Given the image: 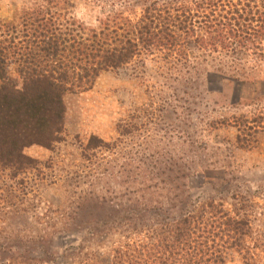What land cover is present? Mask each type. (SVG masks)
Listing matches in <instances>:
<instances>
[{"label": "rangeland", "instance_id": "374dc122", "mask_svg": "<svg viewBox=\"0 0 264 264\" xmlns=\"http://www.w3.org/2000/svg\"><path fill=\"white\" fill-rule=\"evenodd\" d=\"M64 2L130 19L141 12L136 0ZM40 6L44 0H0V30ZM189 47L179 63L161 53L142 55L101 73L90 90L63 96V141L24 149L32 168L0 171V264L106 257L120 236L91 239L88 211L77 210L80 200L123 204L152 182L168 198L162 217L183 210L170 209L173 197L186 211L207 201L220 204L246 223L240 247L226 251L224 264H264V58L239 62ZM91 136L106 145L86 150ZM48 234L51 242L36 241Z\"/></svg>", "mask_w": 264, "mask_h": 264}, {"label": "trees", "instance_id": "16d2710c", "mask_svg": "<svg viewBox=\"0 0 264 264\" xmlns=\"http://www.w3.org/2000/svg\"><path fill=\"white\" fill-rule=\"evenodd\" d=\"M136 1L138 18L108 12L95 29L76 22L72 4L64 0H44L46 6L1 27L0 171L32 168L34 161L24 149H51L63 141L65 94L90 90L101 73L142 55L161 53L179 63L192 51L189 45L196 44L239 62L250 55L264 58V0ZM105 145L91 136L85 149ZM162 192L152 182L136 192L141 197L134 193L138 199L123 204L86 196L80 200L77 210L88 211L91 239L116 235L121 240L106 257L84 254L79 264H224L226 251L240 247L246 223L222 205L207 201L186 211L171 197L170 209L183 210L166 218L161 215L168 198ZM135 235L137 241L130 237ZM52 236L36 241L47 239L46 244ZM48 249L43 253L51 258Z\"/></svg>", "mask_w": 264, "mask_h": 264}, {"label": "clouds", "instance_id": "9594fccd", "mask_svg": "<svg viewBox=\"0 0 264 264\" xmlns=\"http://www.w3.org/2000/svg\"><path fill=\"white\" fill-rule=\"evenodd\" d=\"M106 12L101 7H93L85 2L77 3L71 11V17L86 28L95 29Z\"/></svg>", "mask_w": 264, "mask_h": 264}]
</instances>
